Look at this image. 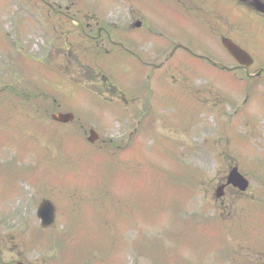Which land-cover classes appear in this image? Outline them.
Returning <instances> with one entry per match:
<instances>
[{
	"label": "rangeland",
	"instance_id": "obj_1",
	"mask_svg": "<svg viewBox=\"0 0 264 264\" xmlns=\"http://www.w3.org/2000/svg\"><path fill=\"white\" fill-rule=\"evenodd\" d=\"M46 1L70 5L65 13L84 24L92 20L96 25H106L108 21L121 25L136 17L158 22L165 32L168 30L162 24L172 25L177 27L174 34L189 39L198 47L196 51L204 47V38L191 31L196 20L173 16L178 0H174L173 9L169 1L158 7L156 0ZM201 1L214 4L212 0ZM53 24L58 35L63 36L57 39L52 35L48 41L44 30L51 35ZM72 25L68 18L48 13L38 0H0V94L2 88L6 90L0 95V118H8L0 121V165L8 164L0 168V218L6 217L11 224L4 227L13 232L25 221L31 226L27 232L36 230L35 240L41 244L36 209L43 198H49L56 206L57 217L47 232L60 237L46 244V253L34 251L33 258L60 260L64 264H212L219 255L220 262L219 251L217 256L211 250L199 256L195 250L201 254L205 248L188 250L191 244L185 243L192 242L183 236L206 244L218 234L215 227L202 220L204 198L213 196L221 171L227 164L236 163L237 155L245 167L241 170L261 181L257 184L264 183V123L256 133V126L251 124L264 118V87L262 93H256L259 87L252 88L247 81L236 84L228 75H222L226 81L219 85L213 80L218 76L201 71L200 65L189 64L180 65L183 72L175 77L176 86L169 83L153 91L148 74L143 75L139 66L141 59L139 64L131 58L123 63L116 48L109 54L93 43L80 41L82 56L74 60V43L65 38L74 31ZM199 34L205 36V30ZM161 39L165 41L164 33L157 42L147 43L143 51L147 48L146 53L151 54L161 50L165 56L171 47L159 49ZM101 41L108 44L105 38ZM44 46H54L59 57L53 54L47 61L48 56L42 54ZM36 63L50 64V93L46 89L49 80L36 71ZM39 68L43 69V64ZM103 75L110 77V84L118 90L126 89L125 101L122 97L117 100L115 92L110 93L114 97L109 101ZM191 85L194 94L201 92L221 107L220 116L215 117L201 103H190L186 92ZM26 86L31 87L24 91ZM38 88H45L44 92ZM9 92H24L18 99L27 102L16 107L7 104L8 107L5 102L17 100L10 98ZM137 97L141 98V106L131 102ZM54 99L63 106L59 108ZM62 109L72 111L75 120L64 124L51 119L54 112ZM184 117L192 123H204L205 128L185 126L183 130L189 132V138L183 137L182 129L176 125ZM131 126L136 131L134 136L129 133L118 144ZM92 128L100 134L94 144L88 141ZM175 128L177 138L173 136ZM5 133L10 134L4 136ZM209 147L215 151L205 153ZM257 184L251 186L247 197L259 192ZM55 196L57 202L52 199ZM258 198L264 200L261 195ZM229 200L237 208L243 201L238 194H231ZM73 207L80 212L75 214ZM258 213L264 217L263 208ZM77 221L79 226L75 228ZM244 232L242 242L264 252V223L247 215ZM62 236L69 239L65 254L60 252L63 245H57L64 242ZM226 244L238 242L231 239ZM227 249L233 250L235 259L226 256L224 264H248L255 259L237 246Z\"/></svg>",
	"mask_w": 264,
	"mask_h": 264
},
{
	"label": "flooded vegetation",
	"instance_id": "obj_2",
	"mask_svg": "<svg viewBox=\"0 0 264 264\" xmlns=\"http://www.w3.org/2000/svg\"><path fill=\"white\" fill-rule=\"evenodd\" d=\"M217 2L215 11L223 14L214 23L212 35L215 37L214 40L221 44V49L210 44L208 47L211 49V56L210 59H205V62L220 73L236 75L241 73L250 78L264 77V0H217ZM87 28L89 30L87 36L94 37L92 26L88 24ZM101 33L98 29L99 36ZM106 33L111 39V33L107 31ZM152 33V29H149L147 34L144 33L140 37L148 38ZM125 39L128 40L129 36ZM228 39L247 51L251 58L244 57V63L233 58L222 45V42ZM210 43L215 42L212 40ZM127 50L131 51L129 48ZM5 234L0 235V264H48L40 258L32 259V246L25 243L26 240L21 236L19 238L15 236L17 240Z\"/></svg>",
	"mask_w": 264,
	"mask_h": 264
},
{
	"label": "water",
	"instance_id": "obj_3",
	"mask_svg": "<svg viewBox=\"0 0 264 264\" xmlns=\"http://www.w3.org/2000/svg\"><path fill=\"white\" fill-rule=\"evenodd\" d=\"M54 118L65 122V121L71 120L73 118V115L71 113L58 114V115H55ZM231 178L238 180L239 176L236 174V172H234ZM46 213L48 214L46 215ZM39 214L46 220L45 223L47 224L51 222L54 218V207L52 206L50 202L45 201L39 210Z\"/></svg>",
	"mask_w": 264,
	"mask_h": 264
}]
</instances>
